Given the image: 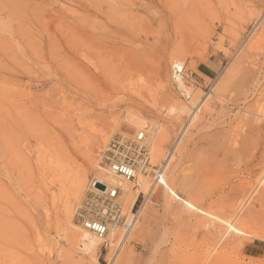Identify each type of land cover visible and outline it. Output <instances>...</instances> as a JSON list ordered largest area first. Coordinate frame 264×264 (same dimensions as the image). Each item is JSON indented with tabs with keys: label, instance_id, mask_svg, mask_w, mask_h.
I'll return each instance as SVG.
<instances>
[{
	"label": "rangeland",
	"instance_id": "374dc122",
	"mask_svg": "<svg viewBox=\"0 0 264 264\" xmlns=\"http://www.w3.org/2000/svg\"><path fill=\"white\" fill-rule=\"evenodd\" d=\"M263 35L264 0H0V250L10 264H116L125 251L127 264H208L223 249V264H264ZM176 65L193 73L180 84L190 100L175 90ZM164 94L187 111L170 115ZM131 112L144 117V129L130 123ZM152 122L168 126L157 163L150 147L153 167H163L181 199L234 218L244 233L218 242L221 221L139 174L134 203L120 188L125 214L138 219L125 247L117 257L118 229L92 259L69 241L85 230L75 211L89 192L105 190L98 172L111 137L150 138ZM100 131L106 144L90 168L87 142ZM224 146L240 151L226 155Z\"/></svg>",
	"mask_w": 264,
	"mask_h": 264
},
{
	"label": "bare ground",
	"instance_id": "6f19581e",
	"mask_svg": "<svg viewBox=\"0 0 264 264\" xmlns=\"http://www.w3.org/2000/svg\"><path fill=\"white\" fill-rule=\"evenodd\" d=\"M256 28V27H255ZM263 34V33H262ZM258 35V34H257ZM256 35V36H257ZM264 36V35H263ZM257 41H255V43L253 42V44L250 46V50L252 49L253 50V48L255 47V45L256 44H259L260 42H261V37H258V39H256ZM256 48V47H255ZM165 95V94H164ZM168 96V95H167ZM164 97V96H163ZM165 102L167 103V104H165V106L164 107H162V108H167V111L170 113V115H175V114H181V113H183L184 114V112H186L187 111V108L188 107H186L185 105H180V104H178L177 102H175L172 98H169V97H166V95H165ZM163 98V99H164ZM162 100V99H161ZM185 101V100H184ZM162 105V104H161ZM197 106V105H196ZM158 109V108H157ZM197 110H199V109H197ZM182 115V114H181ZM180 115V116H181ZM130 116V117H129ZM193 116V115H192ZM128 117H129V121H130V123L131 124H133L135 127H137V128H141V129H144L145 127H144V122L145 123H147L146 122V120L144 119V117L142 116V115H140V114H137V113H130V114H128ZM127 117V118H128ZM152 125H153V127L154 128H152V129H150L149 128V133H151L150 134V138H149V136H148V138H147V140H148V142H149V144L150 145H152V146H150L151 147V149H152V158L153 159H155L156 160V163H157V161H159L160 160V157L162 156V153H163V148H164V146H165V144L168 142V134H167V128H168V126L166 127V125L165 124H161V125H159V124H156V123H154V122H152ZM260 125V124H259ZM256 127H259L258 125H256ZM255 128V127H254ZM257 129H259V128H257ZM256 130V129H255ZM104 131V130H103ZM101 132V131H100ZM108 132V131H107ZM141 132V131H140ZM122 133V132H121ZM117 134V133H116ZM119 134V133H118ZM126 134V133H125ZM151 135H152V137L154 136V139L152 140V144H151ZM107 136L108 135H106V132H105V134L104 133H98L97 135H95L92 139H90V141H86L87 142V146H88V150L86 149V151H88L87 153H86V161H87V163H88V166L90 167V168H93L94 167V164H95V158H94V156H93V153H94V151H95V149L96 148H99V147H101V145L103 144V143H105L106 144V138H107ZM112 138V137H111ZM241 139V138H240ZM240 142V141H239ZM109 143V142H108ZM237 144H239V143H237ZM107 146V145H106ZM105 146V147H106ZM223 146V145H222ZM226 146V145H225ZM225 146H224V149H226L225 148ZM239 148V147H238ZM237 149V148H236ZM222 150H223V148H222ZM233 150V149H232ZM85 151V152H86ZM179 151V150H178ZM238 152L240 151V150H237ZM236 151V152H237ZM223 152H224V154H226V155H234V154H236V152H234V151H232V152H230L229 151V148H227L226 150H223ZM243 154V153H242ZM239 155V154H238ZM244 156V155H243ZM236 156H234V158H235ZM242 158V157H241ZM154 161H152V163H153ZM155 163V162H154ZM247 167V166H246ZM163 168V167H162ZM100 169V168H99ZM103 169H105V170H102ZM100 170L101 171H99L98 172V178H99V182L98 183H101V184H105V185H114V186H118V187H120L121 189H122V191L123 192H125L126 193V196L128 195L129 196V198H130V202H131V204L132 203H134V200L136 199V190H134V185H133V183L132 182H124V181H122V180H120L119 178H118V176L116 175V174H114V173H112V172H110L109 170H106V168H101ZM73 174V173H72ZM140 174H142V173H140ZM75 175V174H74ZM87 172H85L84 170H82L81 172H79V174L78 175H76V179L74 180V182H73V194H74V197H75V199H76V197H78V195L80 194V192L81 191H83V187H84V185H85V182H86V179H87ZM139 178V177H138ZM146 178V177H145ZM118 179H119V181H120V183H119V181H118ZM263 180V179H262ZM155 181V180H154ZM264 181V180H263ZM161 182H162V184H163V186L167 189V190H169V192L177 199V200H179V201H181V202H183L185 205H186V207L188 208V209H190L191 211H195V212H199V213H203V214H205V215H207V216H209V217H214L213 215H210V214H208V213H206V212H203L202 210H200V209H198L194 204H192V203H190V202H188V201H184L183 199H181L180 198V196L171 188V184L169 183V182H167L165 179H164V174H162V176H161ZM138 183H139V186L141 187V188H146L147 187V180H145V179H143V177H140L139 178V181H138ZM140 188V189H141ZM165 189V190H166ZM144 190V189H143ZM153 190V189H152ZM139 192V191H138ZM87 193V192H86ZM237 195V194H236ZM258 195V194H257ZM252 196V195H251ZM251 196H249L248 197V199H247V201H245L246 203H248L249 202V200H251ZM125 198V197H124ZM123 198V199H124ZM234 198H236V197H234ZM263 198L264 197H262V201H263ZM122 199V198H121ZM236 199H238V198H236ZM260 199V198H259ZM69 200V199H68ZM68 200H66V201H68ZM234 200V199H233ZM240 200V199H239ZM125 201V200H124ZM231 201V200H230ZM229 201V203H234V201H237V200H234V201H231L230 202ZM70 202V201H69ZM69 202L68 203H66L67 205H66V207H65V213L67 214V216H69V214H71L70 213V209L72 210V208H70V206H69ZM246 203H244V204H246ZM235 204V203H234ZM234 204H231V206L232 205H234ZM134 205V204H133ZM230 206V207H231ZM243 206H245V205H243ZM229 207V206H228ZM229 207V209H230V211L232 212L234 209H233V207H231L233 210H231V208ZM254 207V206H253ZM125 208V207H124ZM169 208V207H168ZM226 210H229V209H227V206H226V208H225ZM252 212H253V210H251ZM255 211V210H254ZM127 212V211H126ZM131 212V211H130ZM224 212V211H223ZM248 212V211H247ZM227 213H229V211H227ZM226 213V214H227ZM233 213H235L234 211H233ZM233 213H231V214H233ZM256 213V212H255ZM257 214V213H256ZM252 215V214H251ZM253 215H254V213H253ZM137 216V215H136ZM233 216V215H232ZM226 219H220V218H218V217H214V219H217V220H219V221H221V223H222V225L224 226V231H221V233H222V235H221V238L219 239V241L218 242H220L223 238H225V235L226 234H228V233H231V232H235V233H239V234H243L244 232H242L241 230H239L238 228H236L235 227V223H234V218L231 220V219H227V217H225ZM249 218V217H248ZM69 219V218H68ZM148 220V219H147ZM203 221V220H202ZM253 221H256V219L252 216V218L251 219H249V223H252ZM138 222V219H137V217H136V223ZM212 222V221H211ZM211 222L209 221V222H206V224L207 225H205L206 227H207V232L206 233H204V235L209 239V240H212L214 237H215V232H214V224L212 225L211 224ZM136 223L134 224V226H133V228L136 226ZM249 223H248V227H249ZM213 227H212V226ZM253 226H255V225H253ZM203 228V227H202ZM82 229V228H81ZM219 229H221V228H219ZM206 230V229H205ZM116 231H118V229H115V230H112V232H111V234H109L108 235V237L107 238H105V239H99V238H97V237H95L94 235H92L90 232H88L87 230H84L83 232L81 231V233L80 232H77V231H72L71 233H70V235H69V238H70V242H72V247L73 246H77L81 251H83V253H84V255H87V256H90L92 259L93 258H95L99 253V250H100V247L101 246H103L104 244H106V242H110V244L112 245V244H114V241L116 240V237H117V232ZM114 233V234H113ZM220 234V233H219ZM130 235V233H128V235H124V237L122 238L121 236V243H120V248H119V250H118V253H113V254H115L116 256L119 254V252H120V250L122 251L123 250V248L125 247V245H126V243H127V241H128V239H127V237H130L129 236ZM203 235V236H204ZM205 237V238H206ZM232 238V237H231ZM127 239V240H126ZM233 239V238H232ZM231 241V240H230ZM234 241V240H233ZM102 242L104 243V244H102ZM232 242V241H231ZM235 242V241H234ZM234 242H233V244H234ZM214 243V242H213ZM221 243H222V241H221ZM220 243V244H221ZM225 243V242H224ZM230 243V242H229ZM71 244V243H70ZM210 244V243H209ZM219 244V243H218ZM234 246V245H233ZM226 247V246H225ZM221 248H222V246H221ZM75 249H77V248H75ZM212 250H214V249H212ZM114 251H115V248H114ZM208 253V252H207ZM73 255V254H72ZM208 255V254H207ZM209 255H211L210 253H209ZM77 256H78V254H77ZM83 256V255H82ZM99 256V255H98ZM79 257V256H78ZM81 257V256H80ZM85 257V256H84ZM114 257V256H113ZM118 257V256H117ZM116 257V258H117ZM211 257V256H210ZM74 258V257H73ZM96 258H99V257H96ZM112 258V257H111ZM207 258V257H206ZM129 259H130V255L128 254V252H123V254H122V256L121 257H119L118 258V260H117V262H116V264H127L128 262H129ZM210 259V262L208 263V264H219L221 261L222 262H224L225 261V250L223 249L222 251H220V252H218L217 254H216V259L214 258V259H212L211 260V258H209ZM79 260H80V258H79ZM78 260V261H79ZM82 260V259H81ZM90 260V259H89ZM95 261L97 260V259H94ZM112 260V259H111ZM91 261V260H90ZM206 261H208V260H206ZM230 261V260H229ZM238 261V260H237ZM112 262H113V260H112ZM111 262V263H112ZM221 262V263H222ZM79 263L80 264H84V260L83 261H79ZM93 263V262H92ZM110 263V264H111ZM226 263V262H225ZM0 264H10V260H9V258L7 257V255H6V252L3 250V249H1L0 250ZM223 264V263H222ZM232 264H239V263H232Z\"/></svg>",
	"mask_w": 264,
	"mask_h": 264
},
{
	"label": "built area",
	"instance_id": "2783aa9c",
	"mask_svg": "<svg viewBox=\"0 0 264 264\" xmlns=\"http://www.w3.org/2000/svg\"><path fill=\"white\" fill-rule=\"evenodd\" d=\"M193 73L185 74L183 66L176 65L173 82L181 99L190 100L191 94L180 86ZM189 86V85H188ZM193 85H191L192 87ZM101 163L124 182H134L137 176L153 174L156 183L161 182L164 169H156L151 164L150 145L145 132H137L132 137L116 134L101 153ZM163 185V184H162ZM75 211V220L85 230L99 239H105L115 229H122L128 235L136 223V216H128L120 201V187L105 185V190L95 189Z\"/></svg>",
	"mask_w": 264,
	"mask_h": 264
}]
</instances>
